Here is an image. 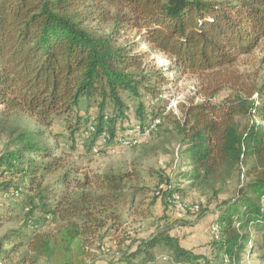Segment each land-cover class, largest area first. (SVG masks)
Returning <instances> with one entry per match:
<instances>
[{
    "label": "trees",
    "instance_id": "16d2710c",
    "mask_svg": "<svg viewBox=\"0 0 264 264\" xmlns=\"http://www.w3.org/2000/svg\"><path fill=\"white\" fill-rule=\"evenodd\" d=\"M133 31L169 57L162 69L199 77L200 102L180 105L172 118L165 104L158 111L146 104L170 80L149 70L146 52L124 38ZM262 40L264 0H0V191L17 199L31 229L27 237L16 229L0 236V264H239L247 248H264V80L247 84L234 69ZM223 86L235 100L212 102ZM124 95L137 99L134 108ZM238 115L249 119L241 129ZM22 116L38 127L18 124ZM162 118L184 147L189 186L214 188L237 172L247 178L213 214L218 237L207 253H195L167 226L126 235L109 259L87 261L146 189L136 166L78 178L48 142L58 133L47 137L40 126L59 121L71 141L78 132L89 139L94 153L125 148L119 139L127 138L142 156L157 147L146 141ZM156 119V130L134 143L133 128ZM173 193L182 190L168 185L161 194Z\"/></svg>",
    "mask_w": 264,
    "mask_h": 264
},
{
    "label": "rangeland",
    "instance_id": "374dc122",
    "mask_svg": "<svg viewBox=\"0 0 264 264\" xmlns=\"http://www.w3.org/2000/svg\"><path fill=\"white\" fill-rule=\"evenodd\" d=\"M224 1V0H218ZM136 32H130L124 38L138 43L135 50L145 51V64L151 71H157L166 67L169 63V57L163 53L151 50L145 42L136 38ZM264 51V40L249 55L239 59L235 70L244 74L247 84L260 85L264 80V60L262 54ZM164 75L170 80L169 83L161 87V95L156 97H145L146 104L155 108L162 104L166 105L165 113L171 116H180L179 106L186 104L189 100L200 102L203 97L200 95L201 82L199 77L195 75H175V73L162 69ZM125 101L134 108L137 99L123 96ZM228 97L235 100L232 91L223 86L211 99L217 104L224 103ZM165 99V100H164ZM81 109H84L83 106ZM170 118V119H171ZM236 122L241 129L247 122V115H238L235 117ZM18 124L34 129L37 123L34 119L22 116L16 120ZM73 122V121H72ZM171 126L167 120L161 123V129L152 135L146 141L148 145H156L146 155L141 156V146L125 147L120 149H110L109 151H101L94 153L86 150L89 139L81 137L78 133L75 140L69 139L68 131H66L59 121H56L51 128L41 127L48 137L50 134L58 133L57 138H48L50 144L55 145V154L60 155L64 161L68 162L72 167L79 170L78 178H82L86 174L89 178L94 175L101 174L108 170H133L136 166L140 172V184L144 186L146 191L138 195L135 200L133 209L129 211L128 216H123V227L117 234L105 237L100 243L89 250L87 261L107 260L116 251L118 242L125 239L126 235L132 238L137 235H147L150 232L158 231L163 227L171 226L170 233L181 238L183 245L199 252H204L208 244L209 236L212 234L210 228L213 217H211L217 209L229 205L237 196L238 189L245 184L247 178L237 172L235 175L223 184H217L214 188H206L203 186L191 187L189 182L182 180V172L187 169L186 159L183 154V145L178 138L173 139ZM166 130V131H165ZM2 178H0V182ZM47 182L52 184L53 177H49ZM172 185L182 190L180 198L187 205H198L199 214H182L174 210L170 199L163 194L156 195L155 192L160 186L167 187ZM17 199H7L3 197L0 191V236L9 230H19L26 234L27 237L31 233V229L23 223V212L18 210L16 205ZM9 204V205H8ZM227 207V206H226ZM12 208V209H11ZM47 229V226L41 230ZM127 239V241H128ZM255 240L258 237L255 236ZM126 241V242H127ZM258 245L254 250L246 249L239 264H264V248L259 249ZM209 256H211L209 254ZM218 258L212 260L211 264L219 263ZM5 264H13L6 262ZM226 264V263H224Z\"/></svg>",
    "mask_w": 264,
    "mask_h": 264
},
{
    "label": "built area",
    "instance_id": "2783aa9c",
    "mask_svg": "<svg viewBox=\"0 0 264 264\" xmlns=\"http://www.w3.org/2000/svg\"><path fill=\"white\" fill-rule=\"evenodd\" d=\"M159 124V120L156 119L154 120L150 125H146V126H135L133 128V130L131 131V134L134 136V143L136 142H141L142 140H144L145 138L149 137L150 134L156 130L157 125ZM131 141L127 138H120L119 142L121 143L122 146L124 147H128L131 146ZM96 151V150H94ZM166 189V187L164 186H160V188H158V190L155 192L156 195H160L164 190ZM170 202L174 208V210L182 213V214H197L199 212L200 207L196 204L194 205H190L187 206L185 205L181 198L180 195L178 193H173L170 197ZM210 232L211 234L217 238L218 235V228L216 224H212L211 228H210Z\"/></svg>",
    "mask_w": 264,
    "mask_h": 264
},
{
    "label": "crops",
    "instance_id": "0c3cea01",
    "mask_svg": "<svg viewBox=\"0 0 264 264\" xmlns=\"http://www.w3.org/2000/svg\"><path fill=\"white\" fill-rule=\"evenodd\" d=\"M211 217H213V215L211 216ZM210 240H211V237L209 236V240H208V243L210 242ZM180 242H181V238H180ZM181 244H182V242H181ZM183 245V244H182ZM184 247H186V248H189V247H187V246H185V245H183ZM209 247H208V244H207V246H206V250L204 251V252H202V253H207L208 252V249ZM189 249H191V248H189ZM193 251L195 252V253H201V252H199V251H196V250H194L193 249Z\"/></svg>",
    "mask_w": 264,
    "mask_h": 264
}]
</instances>
